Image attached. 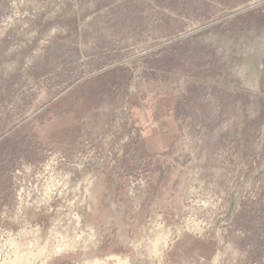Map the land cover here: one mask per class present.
<instances>
[{"label":"rangeland","instance_id":"374dc122","mask_svg":"<svg viewBox=\"0 0 264 264\" xmlns=\"http://www.w3.org/2000/svg\"><path fill=\"white\" fill-rule=\"evenodd\" d=\"M54 210L27 262L264 264V0H0V264Z\"/></svg>","mask_w":264,"mask_h":264},{"label":"bare ground","instance_id":"6f19581e","mask_svg":"<svg viewBox=\"0 0 264 264\" xmlns=\"http://www.w3.org/2000/svg\"><path fill=\"white\" fill-rule=\"evenodd\" d=\"M77 181V180H76ZM77 185V184H76ZM61 199V198H60ZM57 202V201H56ZM46 205V204H45ZM52 205V204H51ZM72 206V205H71ZM38 209V208H37ZM52 209V208H51ZM60 209V208H59ZM42 210V209H41ZM35 211V210H34ZM49 211V210H48ZM59 211L60 210H54V212H56V215L59 214ZM62 211V210H61ZM42 212V211H41ZM53 212V210H52ZM73 213V212H72ZM44 214V213H43ZM42 213H40L39 211L37 213H34L32 216H33V220H37L38 222H41V223H45L46 225H48V227H58L57 230H56V233L57 236L56 238L58 237L59 240H56L58 241L57 243L58 244H49L48 242H50V237L49 235L46 236L44 233H38L36 232V230L34 231L32 229V231L28 232L26 234V236L24 237V240L22 241L21 240V243L19 244H16L18 246H15L17 247V250L14 252L15 255H16V258H15V261L14 262H22V263H30L32 264L31 262H27L29 261L28 258L29 256L33 255V250H36L37 251V254H40L43 252V250L46 248V246H49L52 248V251L54 253H60L61 251L63 250H67V246H75V247H81L84 246V243L87 244L86 242V238H84V236L86 235V237H88V239H90L89 235H93L94 234V230L89 228V227H85L83 228H80L81 225H79V222H80V219L79 218L80 216H78L77 214H73V219L77 221L76 224L72 225L73 223H71V221L69 219H67L66 221H61L59 222V217L58 215L53 217V219H48V220H45L46 218L44 217ZM54 214V213H53ZM55 215V214H54ZM65 215V214H64ZM69 215V214H68ZM67 215V216H68ZM29 216V215H28ZM66 216V215H65ZM69 216H72L71 215V212H70V215ZM60 217H61V214H60ZM30 218V217H29ZM27 219V218H26ZM31 221V220H30ZM36 221V222H37ZM61 225V226H60ZM77 226L79 227L80 230H77ZM148 226V225H147ZM151 227V225H150ZM160 229V227H158ZM35 229V228H34ZM55 229V228H54ZM148 231V230H146ZM151 231V230H150ZM157 231V230H156ZM160 231V230H159ZM46 232V231H45ZM54 233V232H53ZM148 233V232H147ZM166 233V231H165ZM24 234V233H22ZM141 235V234H140ZM164 237V235H160L158 236V239L161 240V238ZM169 237V236H168ZM154 238V237H153ZM21 239V238H20ZM54 239V238H53ZM144 239V238H143ZM152 239V238H151ZM150 241L153 243L154 241L151 240ZM155 239V238H154ZM165 239V238H164ZM74 242L75 244H70L69 242ZM138 241V240H137ZM156 241V240H155ZM143 243V241L141 242V244ZM150 243V242H149ZM134 244V243H133ZM139 244V242H138ZM140 244V245H141ZM159 244V243H158ZM163 244V243H162ZM144 244H142L141 246H143ZM148 245V244H147ZM150 245V244H149ZM148 245V246H149ZM155 245V244H154ZM134 246V245H133ZM137 246V245H136ZM134 246V247H136ZM153 245H151V247L149 248H145L146 250H148V252L150 251H154L155 249L152 247ZM74 247V248H75ZM86 247V246H85ZM94 247V246H93ZM139 247V246H138ZM156 247V245H155ZM73 248V247H72ZM70 249V247H69ZM14 251V250H13ZM47 251V249H46ZM135 251V250H134ZM144 251V250H143ZM155 252V251H154ZM48 253V252H47ZM51 253V252H50ZM138 253V252H137ZM153 253V252H152ZM35 254V253H34ZM43 254V253H42ZM146 254V253H145ZM46 255V254H45ZM82 255V254H81ZM50 256V255H49ZM12 257V256H11ZM36 257V256H34ZM44 257V256H43ZM14 258V257H13ZM112 258V257H111ZM115 258V264H126V261L123 259V258ZM33 259V258H32ZM126 259V258H125ZM9 260V259H8ZM12 260V258L10 259ZM35 260V259H34ZM100 260V259H99ZM95 259V257H92V256H88V255H84L82 257V264H101V262ZM103 260V259H102ZM105 260V259H104ZM4 262V261H3ZM9 262V261H8ZM12 262V261H11ZM27 262V263H26ZM42 262V261H40ZM103 262V261H102ZM128 263V262H127ZM9 264V263H8ZM13 264V263H12ZM17 264V263H16ZM105 264V263H104ZM130 264V263H128ZM133 264V262H132ZM135 264H149V263H145V262H136Z\"/></svg>","mask_w":264,"mask_h":264},{"label":"water","instance_id":"95a60500","mask_svg":"<svg viewBox=\"0 0 264 264\" xmlns=\"http://www.w3.org/2000/svg\"><path fill=\"white\" fill-rule=\"evenodd\" d=\"M214 23H211L210 25H213Z\"/></svg>","mask_w":264,"mask_h":264}]
</instances>
